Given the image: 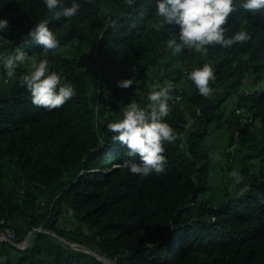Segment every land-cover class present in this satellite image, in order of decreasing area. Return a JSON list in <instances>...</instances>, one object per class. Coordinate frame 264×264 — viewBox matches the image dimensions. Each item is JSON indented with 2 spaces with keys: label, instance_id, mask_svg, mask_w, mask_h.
<instances>
[{
  "label": "trees",
  "instance_id": "obj_1",
  "mask_svg": "<svg viewBox=\"0 0 264 264\" xmlns=\"http://www.w3.org/2000/svg\"><path fill=\"white\" fill-rule=\"evenodd\" d=\"M79 2L76 16L57 20L43 0H0V18L9 21L0 59L22 46L27 58H47L50 71L75 89L49 111L22 86L27 67L0 87V232L23 241L30 234L21 246L0 241V264H106L100 257L113 264H264V14L247 13L235 0L225 35L247 30L250 39L210 47L206 60L166 46L167 30L178 33V26L155 27L154 0ZM45 19L57 49L22 45ZM206 62L216 75L213 97L186 76ZM129 78L133 85L118 86ZM166 81L174 88L164 119L176 135L164 145L166 170L133 174L122 167L129 157L107 125L131 100L146 106L148 93ZM211 129L228 135L225 163L242 177L231 195L209 183ZM65 209L77 232L63 223Z\"/></svg>",
  "mask_w": 264,
  "mask_h": 264
},
{
  "label": "clouds",
  "instance_id": "obj_2",
  "mask_svg": "<svg viewBox=\"0 0 264 264\" xmlns=\"http://www.w3.org/2000/svg\"><path fill=\"white\" fill-rule=\"evenodd\" d=\"M154 3L159 18L156 28L178 26V33L167 30L170 38L166 40V46L176 53L186 49L207 60L210 47L231 48L234 44H242L250 39L247 30L225 35L229 17L235 11V0H154ZM43 4L57 20L70 19L81 8L79 0H71L70 5L65 0H43ZM127 4L132 6L135 0H127ZM241 6L247 13L264 14V0H242ZM8 26L9 21L0 18V39L5 38L3 33ZM59 43L49 27V21L45 19L29 29L22 45H41L44 51H48L57 49ZM27 56L24 48L18 46L14 55L0 59L6 76L15 77L18 66L26 61ZM186 76L201 95L208 97L213 94L214 89L209 82L215 81L216 75L210 62L186 70ZM61 81L58 72L50 71L47 58L32 59L30 70L20 76L22 86L31 93L32 103L49 111L60 108L75 95L74 87ZM133 82V78H129L117 83L119 87L128 88ZM173 88V82L166 81L159 90L150 91L149 103L144 107L131 100L124 107L122 118L107 125L113 133L112 140L119 142L129 157L124 160L122 167L133 174L147 177L166 170L164 145L176 139L174 129L164 119L170 111L169 101ZM232 175L237 182L242 179L235 172Z\"/></svg>",
  "mask_w": 264,
  "mask_h": 264
},
{
  "label": "rangeland",
  "instance_id": "obj_3",
  "mask_svg": "<svg viewBox=\"0 0 264 264\" xmlns=\"http://www.w3.org/2000/svg\"><path fill=\"white\" fill-rule=\"evenodd\" d=\"M32 59L39 60V57L37 54L31 55L26 59V61L19 65L18 69H22L23 67H27V70H30V62ZM2 71V67L0 66V87H7L11 80H13L15 77L9 78L5 76V74ZM190 88V87H189ZM187 89V91H190V89ZM209 97H213V94ZM233 97L229 96L228 101L229 105H231V101ZM208 150L210 153V158L212 162L211 171L209 174V183L219 189H228L230 190V195L234 194L233 186L231 183L236 180V177L232 175L233 172L238 174V168L235 167L231 170L227 169L226 163H225V154L228 151L229 148V138L228 135L221 129H211L210 136L208 138ZM64 214L66 215L65 219H62L63 223L68 226V228L71 229V231L77 232V227L79 228V223L74 221L71 216L68 209L64 210ZM81 231L84 230V227L82 226ZM30 237V234L25 236V241L23 240H17L15 239L14 234L11 232V230H4L0 232V241L7 240L11 243H14L16 245H24L26 242V239ZM23 242V243H22ZM20 243V244H19ZM70 244L73 248L77 249H83L86 250L87 248L81 245L77 242H67Z\"/></svg>",
  "mask_w": 264,
  "mask_h": 264
},
{
  "label": "water",
  "instance_id": "obj_4",
  "mask_svg": "<svg viewBox=\"0 0 264 264\" xmlns=\"http://www.w3.org/2000/svg\"><path fill=\"white\" fill-rule=\"evenodd\" d=\"M99 258V257H98ZM99 259H101L102 261H104L106 264H113L112 262H111V260H109V259H107V258H102V257H100Z\"/></svg>",
  "mask_w": 264,
  "mask_h": 264
}]
</instances>
